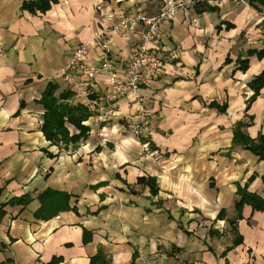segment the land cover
I'll list each match as a JSON object with an SVG mask.
<instances>
[{
	"label": "crops",
	"instance_id": "crops-1",
	"mask_svg": "<svg viewBox=\"0 0 264 264\" xmlns=\"http://www.w3.org/2000/svg\"><path fill=\"white\" fill-rule=\"evenodd\" d=\"M24 1L0 0V206L25 194L33 200L3 207L0 263L90 264L102 249L112 264L160 252L170 264H264V210L247 205L237 231L230 224L239 187L264 197V160L233 143L236 124L250 117L245 131L264 134V87L248 107L250 82L264 72V2L208 0L212 9L178 10L157 40L164 67L138 93L148 109L145 138L131 130L140 105L129 94L115 116L103 118V106L92 111L86 140L66 143L45 136L46 87L57 84L56 94L72 92L69 102L86 106L111 85L103 72L92 86L86 77L69 85L72 48L92 42L88 62L99 68L98 34L126 14L155 15L165 0H58L39 14ZM142 29L135 23L113 35L117 63L128 61ZM66 125L70 135L79 132ZM45 190L70 200L41 219Z\"/></svg>",
	"mask_w": 264,
	"mask_h": 264
},
{
	"label": "built area",
	"instance_id": "built-area-1",
	"mask_svg": "<svg viewBox=\"0 0 264 264\" xmlns=\"http://www.w3.org/2000/svg\"><path fill=\"white\" fill-rule=\"evenodd\" d=\"M195 0H165L164 6L155 15H149L141 10L126 14L123 20L112 27L104 28L94 43L101 49L99 58L101 66L88 62L92 42H83L72 48V55L65 68L64 79L69 85H79L80 77H86L87 85L95 84L99 73H106L111 80L110 88L104 96L87 99L85 105L90 111H96L100 106L105 107L106 115L103 118L115 116L118 111L117 103L120 98L132 94L136 97L139 106V121L130 124L132 132L138 138H145V128L148 123V109L144 98L138 96L139 90L151 86L159 77L164 67V53L158 47L157 40L161 35L162 27L170 21L178 10L184 7H194ZM261 20H264V7L259 9ZM135 23L143 26L138 42L132 44V55L126 62L118 61L112 55L111 40L115 33L127 35V31ZM139 264H170L165 252L155 255H140Z\"/></svg>",
	"mask_w": 264,
	"mask_h": 264
},
{
	"label": "trees",
	"instance_id": "trees-1",
	"mask_svg": "<svg viewBox=\"0 0 264 264\" xmlns=\"http://www.w3.org/2000/svg\"><path fill=\"white\" fill-rule=\"evenodd\" d=\"M58 0H25L23 2L22 8L28 9L30 12L34 14L46 13L47 11L52 9V5L56 3ZM208 0H195V8L200 10L202 9H212L207 6ZM256 1V0H252ZM260 1V0H258ZM264 2L261 0L260 2ZM260 55L264 54V49L258 52ZM250 87L254 89V94L249 99L248 107L251 103L259 96L261 89L264 87V72L259 74L253 81L250 82ZM57 84L50 83L44 92L42 93L41 104L44 106L46 112L44 116V133L45 136L51 141L64 140L66 143L70 142H80L82 140H86L88 137V132L90 130L89 126L84 125L83 123L90 117L92 112L89 107L84 106L83 104L74 105L69 100L74 97V93L62 92V94L58 95L57 92ZM212 107H219V110L225 111L226 107H220L217 103H213ZM253 117H250L248 120L239 121L234 128V137L233 143L236 145H241L245 149L251 150L260 160H264V134L261 133L260 136L256 139L252 138L245 128L251 124ZM66 121L74 124L79 132L73 133L70 135L69 129L66 125ZM140 181H146L145 179H141ZM148 183L151 186V191L153 193H158V185L155 178H148ZM239 199L236 201V210L237 217L230 222L232 226V231H237V222L242 217V211L245 206H252L254 211H262L264 210V197L259 196L257 193L251 192L248 188L239 187L238 188ZM33 200L32 195L25 194L23 196H17L9 200L7 203H3L0 206V220L5 215V211L3 207L6 205L11 206H27ZM41 207L40 210L36 213V215L41 219L50 218L55 215L60 207H68V202L70 200L69 195L65 193H58L51 190H45L42 194H40ZM224 211L219 213V216L224 215ZM86 236V232L84 237ZM86 238V237H85ZM237 240H235V244H240L243 241V238L240 234L237 236ZM99 252L91 257L90 264H112L106 252L102 249L98 250ZM0 264H6L0 263Z\"/></svg>",
	"mask_w": 264,
	"mask_h": 264
}]
</instances>
